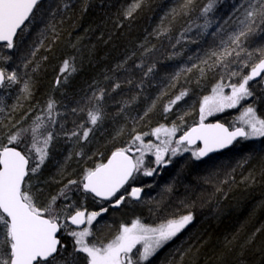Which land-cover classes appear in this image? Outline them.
<instances>
[{
	"label": "trees",
	"instance_id": "16d2710c",
	"mask_svg": "<svg viewBox=\"0 0 264 264\" xmlns=\"http://www.w3.org/2000/svg\"><path fill=\"white\" fill-rule=\"evenodd\" d=\"M48 1L52 0H46L37 7L35 18L26 26L35 24L32 25L31 37L23 31L18 35L14 49L9 51L0 47L15 54L14 58L19 59L20 65L28 64L27 73L33 83L32 101L28 107L30 115L27 122L16 131L30 128L37 116L45 118L48 128L50 122H47L46 108L49 100L55 102L54 119L60 114L64 116L67 109L79 111L81 124L92 128L87 142L96 130L95 148L101 156L90 166V169H95L111 153L128 148L130 144L133 146L128 154L138 156L140 153L136 149L139 146L133 142L135 135L151 132L161 124L170 125L172 112L183 106L200 88V85L193 84L191 87L194 91L187 87L166 89L167 84L163 80L171 77L172 66L181 61L189 63L190 67L208 60L209 49L200 41L196 42L195 37L204 40L207 38L204 36H210L231 17L245 13L254 0H216L207 16L202 15V9L208 0H194L190 9L181 8L183 0H144L128 20L125 19V12L131 7L129 0H55L54 8L34 22ZM248 37L249 41H243L245 53L229 59L225 64L237 68L241 79L260 59L256 50L264 49V25H260ZM44 39L46 41L40 51L37 48ZM249 52L253 53L250 60ZM30 53H35L33 60L28 59ZM152 58L155 59L151 61ZM245 58L248 59L245 63L248 66L239 69ZM64 61L69 62L70 68L62 73ZM212 63L207 62L196 69H204L203 73L194 71L197 76L204 77V82L213 77V73L208 70L214 71L209 67ZM150 68L152 70L149 72ZM195 74L190 76V81ZM56 79H59L58 83ZM233 83L238 82L233 79L222 82L225 91L231 93V88L227 86ZM116 84L120 87L116 88ZM98 85H104L103 99L90 104V92ZM248 87L252 95L236 108L251 106L257 115L264 118V90L261 84L251 85L249 82ZM182 91L187 95L171 105V111L165 113V106ZM256 97L260 100L254 103ZM112 98L120 100L122 106H112ZM94 104L102 108L101 121L109 119V123L105 121V137L100 135L97 125L93 127L87 123V111ZM84 105L86 108L81 111ZM134 108L137 109L134 117L124 121L123 116L130 114ZM143 110L149 111V115L138 120ZM215 119L223 123L229 120L226 114H220L206 118L204 123ZM195 121V125L199 123L198 117ZM134 127L135 131L129 134L128 131L131 132ZM114 131L116 135L125 134L126 141L114 144L115 141L111 140ZM82 132L80 128L77 133L82 136ZM112 141L114 145H108L112 146L108 148L106 143ZM150 156L146 154L145 158ZM51 159L46 162L49 163ZM48 163L45 165L52 168V164ZM162 173L159 178L166 179L162 185L164 192L158 190L159 194L152 200L158 206L153 209L171 218L191 212L194 219L147 264H161L160 259L166 253L165 262L172 260L170 250L173 247L175 257L169 264H264V138L242 141L231 150L204 161L176 157ZM83 176L80 173L75 180L82 181ZM52 179L42 176L37 187L39 192L33 193L36 201L44 200L46 205L63 189L64 195L57 200L59 209L66 204L64 200L68 197L86 195L81 183L56 185ZM62 235L63 231L60 237L62 246L55 264H71L67 257L69 244ZM185 236H188V240L180 246Z\"/></svg>",
	"mask_w": 264,
	"mask_h": 264
},
{
	"label": "snow or ice",
	"instance_id": "6c2138e0",
	"mask_svg": "<svg viewBox=\"0 0 264 264\" xmlns=\"http://www.w3.org/2000/svg\"><path fill=\"white\" fill-rule=\"evenodd\" d=\"M140 2L141 0H137L125 12L126 18L133 15L140 7ZM39 3L40 0H0V47H5L9 51L14 49L17 36L25 31L27 23L35 18ZM193 3L194 0H183L181 8L190 9ZM215 3L216 0H208L202 9V15L207 16L213 10ZM258 3L259 7L250 5L245 11L244 19L240 22L242 27L229 36L230 44L222 51L211 53V56L215 57L216 64L224 63L233 53L236 57H240L241 52L245 51L243 41L260 25H264V0H258ZM207 26L206 22L205 27ZM256 52L260 59L251 67L249 74L244 75L238 83L227 86L231 88L230 94L224 92L225 86L217 84L212 89L213 95L203 97L199 109L200 119L196 126L184 131L177 139H173L180 130L176 124L171 128L161 124L153 128L150 133L137 134L133 137V142H140L136 149L140 153L138 156L127 154L132 144L128 148L117 149L112 153L107 164H98L95 169H87L82 181L71 180L69 184L81 183L85 192H90L102 200H110L142 168L144 176H152L157 170L143 167L146 154H152L155 157V164L159 167L166 166L170 163L171 157L184 152L191 151L195 160H201L209 153L228 148L237 138L244 140L264 138V119L257 116L251 106L243 109L239 117L240 125L233 129L220 123H204L207 116L227 108H236L241 101L252 95L248 87L249 82L264 73V49H257ZM248 56L251 59L253 53L249 52ZM0 59L7 63L11 57L3 56ZM209 67L211 68L212 65ZM69 68V62L64 61L61 72H67ZM151 70L150 68L149 72ZM200 70L203 73L204 69ZM231 75L238 76L239 73L232 72ZM18 82L14 69L0 67V87H11ZM115 87L119 88L120 85L116 84ZM21 92L26 96L31 95L27 82L24 83ZM103 95L104 90L101 89L99 95L94 93L90 99L100 101ZM185 95L187 93L182 91L176 96L169 105L165 106V113L170 112L171 105L176 104ZM46 112L47 122L55 123L54 101L49 100ZM101 119L102 108L94 104L92 109L87 111V123L95 127ZM79 127L83 129L82 138L86 140L92 128H87L83 124ZM71 135L76 136L78 133L73 131ZM148 135L155 137L157 142L145 143L144 136ZM52 139L53 134L47 130L45 118L37 116L30 128L9 132L7 143L0 142V249H2L0 264H55L60 250L58 246H62L57 233L65 228L67 223L79 229L70 231L69 234L74 237V252L83 253L87 264H147L167 242L192 223L194 217L191 212L178 218L168 219L156 226L135 219L130 225L122 224L119 232L106 244L97 245L89 241L88 238L93 234L91 226L101 212H86L78 208L69 215L66 208L58 209L57 200L64 195L63 189L41 207L26 180L30 173H37L44 164ZM197 141H201L203 147L192 150L189 146ZM21 145L24 147L21 148ZM166 156L169 159H165ZM141 191L139 187H132L129 195L139 200ZM123 200L124 196L121 195L113 206H118ZM82 225L84 227H81ZM71 264H77V260L74 258Z\"/></svg>",
	"mask_w": 264,
	"mask_h": 264
},
{
	"label": "rangeland",
	"instance_id": "374dc122",
	"mask_svg": "<svg viewBox=\"0 0 264 264\" xmlns=\"http://www.w3.org/2000/svg\"><path fill=\"white\" fill-rule=\"evenodd\" d=\"M136 2L137 0H135V3ZM54 3H55V0L48 1L46 3L47 6L40 9L38 18L34 22H38L46 11L52 10L54 8ZM129 18L130 17H127V18L125 17L126 20H128ZM238 19L239 17L232 19L229 24H226L225 26L218 28L217 31H214L211 34L212 45L211 47H207L209 49L210 54H209L208 60H206L207 62H211V63L213 62L211 65L214 71L211 69H208L213 73V77H211L210 80H206L204 82L203 80L204 77L202 75L197 76L195 74V73H198V74L201 73L200 69L199 70H196V69L199 66L201 67L205 64L203 63V61L198 62L196 64L194 63L190 67H189V63L187 64V63L182 62V65H180L179 67V73H182L183 76H186L187 79L189 80L186 82V84L185 82H183V80L182 82H180V84H178V81L175 79L172 83H168L169 87H171V84H174L172 87H178V88L187 87L192 91H194V89L193 87H191V85L193 84L200 85V88L196 89L194 93V99H192L193 97L189 98L186 104H184L183 106L177 108L174 112H172L171 117H170L171 120H169V124L171 126L165 125L168 128H171L173 124H176L177 126H179L180 130L177 131L176 133V136L178 135L177 138L183 135L184 131L189 129L190 126L196 122L195 120L197 119V117L198 119H200L199 109H200V104L203 100V97L213 95L212 89L217 84H221L224 86L222 82L230 81V79H233V81L235 82H239L241 80L240 74L238 76L231 75L232 72H238L237 68H233L231 64H227L228 66L227 65L225 66L226 62L229 59H232V58L235 59L236 57L235 53H233L232 56L228 57L227 60L224 61V63L222 64H216L215 57L211 56L212 52L222 51L226 45L230 44L229 36L237 32L242 27L240 23L241 21H238ZM32 25H35V24L34 23L29 24V26L25 30V35H28L29 37L33 35ZM45 41H46L45 39L42 40V42L40 43L41 45L37 48L38 50L42 51L41 47L45 43ZM14 52L17 53V50H15ZM3 56H10L11 59L7 63H5L2 59H0V67L8 68L10 70L14 69L17 73L18 80H19L17 84L12 85L11 87H7V88L2 87L0 90V109H3V111H0V142L3 143L4 141V143H7V134L9 132L16 131L17 128H19L21 125L27 122V117L30 115L28 107L30 106V103L32 100H30L31 95L26 96L25 93L21 92V88L24 86V83L27 82L29 85L30 93H33V90L31 89V87L33 86V83L27 73L28 64L25 63L23 66L20 65L18 63L19 59L14 58L15 54H13L12 52H8L3 49H0V57H3ZM179 58L181 59V57ZM25 59L26 58H23L22 60H25ZM28 59L33 60L32 53H30V55L28 56ZM154 59L155 58H152L151 61H153ZM240 60L242 61L243 59H240ZM247 61L248 59L245 58V60L242 62L239 69H243ZM238 73H240V71ZM192 74H195V77L193 75V79L190 81V78H191L190 76H192ZM223 75H225V78L223 77ZM56 80H55L56 83H58V79ZM102 87H104V85H98L96 88H94L90 92V97L88 98V102L90 104L95 103V100L90 99V98L93 97L94 93L96 95H99L100 90L103 89ZM224 92L226 94L229 93L228 91H225V87H224ZM259 100H260L259 97H256V100L254 99V103L255 102L257 103ZM250 105H253V104H250ZM101 106H102V103H101ZM85 108L86 106L84 105L82 109L84 110ZM244 108L246 107L241 106L239 107V109L227 108L222 112H216L212 115L207 116L206 118L217 116L220 114H226L229 120L225 124L228 127L233 129L235 127L233 125H240L239 117ZM136 110H137L136 108L132 109L130 114L123 116V120L129 121V119L133 118L136 113ZM146 112L148 116L149 111L143 110L138 120H141L142 118H144L146 116L145 115ZM181 117H183L182 120H181ZM138 120L137 122H140ZM55 121H56L55 123H49L48 128H47L48 131L54 133L56 136V137H53L48 147V149L50 150L48 152L47 158L44 164L40 167L39 171L35 174L30 173L26 179L29 182L31 191L33 193L39 192L37 190L38 189L37 187L40 186L42 176L43 177L50 176L51 178H53L52 182L56 185L69 182L71 180H75L76 177L80 175V173L85 174V171L87 169H90L92 165L95 163L96 159L101 156V154H97V151H96L97 147L94 142L95 135H96L95 129L91 135V139L88 142L85 139H83L82 136L80 135H76V136L71 135L73 131L78 132V130L80 129L79 125H81V119L79 117V111L71 112L69 109H67L64 112V116L61 114L59 116H56ZM105 121L109 123V119L107 118L106 120L104 119V122L101 121L99 124H97V130L101 131L106 128ZM120 122L121 121H119V123ZM137 122H135L133 126H135ZM15 123L16 125L12 126V124H15ZM119 128L121 129V127ZM135 129L136 128L134 127V129H132L131 132L128 131V133L129 134L133 133ZM114 133L115 135L111 137V140L115 141L114 144H122L123 142L126 141L127 138L125 134L119 133L120 135L119 134L116 135L115 131ZM146 133H150V131ZM173 139H175V137ZM250 140L258 141L259 139H250ZM150 141L154 143L157 142L155 140V137L151 135L144 136L145 143L150 142ZM112 143L113 141L106 143L107 147L111 148L112 146H108V145H114ZM139 143L140 142H134V144L137 146H139ZM191 149L197 150V148H191ZM49 154H50V158L52 159L48 163L46 161L50 159ZM150 155L151 156L149 158H145L144 156L143 167L144 168H156L157 170L153 173L152 176H144L143 168H142L141 171L137 172L135 178L133 179V182L131 183L133 187L140 184L139 188L143 190V195L139 202H136L135 200L129 197L131 188L124 190L121 194H119L116 198H114L112 201L108 203L98 202L88 195H84V196L78 195L76 197H68L67 199L64 200V203L66 204L62 208H66V211L69 215L73 214L74 211L78 208L81 210L85 209L88 212H92V211L101 212V215L97 217V219L93 222V225L91 226L93 234L88 238L89 241L96 243L97 245L106 244L115 237V235L119 232L120 226L122 224L130 225L131 222L135 219H139L142 223L150 225V226H156L160 223L167 221L168 219H172L168 215H165L163 213H157L158 209L156 211V209H153V208L158 205L156 203H153L152 200H154L156 196L159 194L158 190L163 191L162 185L165 183L166 179L159 178V177L163 174L162 172L164 168L167 167V165H170V163L173 162V159L176 157H182V158H186V159L193 161L194 158L192 157V152L188 151L182 154H178L174 157H171L170 163H168L166 166H159V167L155 164V157L152 154ZM165 159H169V157L166 156ZM45 163L52 164V168H48L45 165ZM250 178H253V177L250 176ZM121 195L124 196L123 202L120 203L118 206H113L116 199H118ZM44 202H45L44 200L37 201V203L41 207L45 206ZM66 206H70V207H66ZM105 208L107 209V211H102V209H105ZM187 209L190 210V208H187ZM61 222L63 223L64 221L62 220ZM73 230L74 229H72L68 224H66L65 228H62V231H63L62 236L67 240L69 244V247L67 250V254H68L67 257L70 259L71 262L75 258L77 260V264H87L86 257L84 256L83 253L74 252V237H72L69 234V232ZM184 238L185 240L180 243V246H182L184 243L187 242L188 236H185ZM173 239L170 241H173ZM170 251H172L171 253V255L173 256L172 260L170 259V261L167 260L165 262V257L167 255L166 253L165 255L162 256L163 258L160 259L161 262L159 261L161 264H169V262L171 263V261H174L175 248L173 247L172 250ZM153 257H151L150 260Z\"/></svg>",
	"mask_w": 264,
	"mask_h": 264
},
{
	"label": "bare ground",
	"instance_id": "6f19581e",
	"mask_svg": "<svg viewBox=\"0 0 264 264\" xmlns=\"http://www.w3.org/2000/svg\"><path fill=\"white\" fill-rule=\"evenodd\" d=\"M143 1L144 0H141V2H140V7H141V5H142V3H143ZM131 6L135 3V0H129V2H128ZM258 0H254L253 2H252V4L251 5H255L256 7H258ZM139 7V8H140ZM137 10V9H136ZM135 10V11H136ZM135 13V12H134ZM133 13V14H134ZM244 15H245V13H240V14H237V15H235L233 18L231 17L230 19H228L226 22H224L222 25H221V27H223V26H225L226 24H229L230 23V21L232 20V19H234V18H236V17H239V19H238V21H242L243 19H244ZM132 17V16H131ZM130 17V18H131ZM237 20V19H236ZM205 28H207V27H205ZM197 35H201V36H203V34L202 33H198ZM204 37H207V38H205L204 40L202 39V38H197V37H195V41L196 42H199V43H202V44H204L206 47H211V45H212V37H211V33H210V36H204ZM249 37L246 39L247 41H249ZM245 53V51H243V52H241V55L242 54H244ZM240 55V56H241ZM182 63H181V61H178V62H176L175 64H174V66L170 69L171 71H170V75H171V77L169 78V79H164L163 81H164V84H167V86H166V89H171V88H174V87H172L174 84H171V87H169L168 86V83H172L173 81H174V79L175 80H177L178 81V84H180V82H182V80H183V82H185V84H186V82L189 80V79H187V77L186 76H183V74L182 73H179V67H180V65H181ZM251 71V70H250ZM249 71V72H250ZM249 72H248V74H249ZM207 80H210V79H207ZM251 83V85H254V84H261V86H262V82L260 81V82H257V83H252V82H250ZM105 85V88H107V89H109L108 88V85L107 84H104ZM262 88H263V86H262ZM263 90H264V88H263ZM165 92V91H164ZM195 95H197V94H195ZM199 95H200V93H199ZM163 97V96H162ZM193 98L192 99H194V95L192 96ZM202 97V96H201ZM200 97V98H201ZM160 99V98H159ZM197 99V98H196ZM198 101H199V99H198ZM198 101H197V103H198ZM110 104L112 105V106H114V107H118V108H120L121 106H122V103L120 102V100H118V99H116V98H112V100L110 101ZM184 104H186V103H184ZM183 104V105H184ZM213 122L215 121V122H220V123H222V124H224V125H226L225 123H223V122H221V121H218V120H212ZM195 124V123H194ZM194 124H192L190 127H193V126H195ZM227 126V125H226ZM233 126H236V125H233ZM228 127V126H227ZM229 129H232V128H230V127H228ZM106 129V128H105ZM101 130V133H100V135L101 136H103V137H105L106 136V134H105V131L106 130ZM242 141H245V140H241V141H239L238 143H240V142H242ZM237 143V144H238ZM237 144H235V145H237ZM234 145V146H235ZM233 146V147H234ZM232 147V148H233ZM231 148V149H232ZM231 149H229V150H231ZM229 150H227V151H229ZM227 151H224V152H227ZM223 153V152H222ZM220 154V153H219ZM140 185V184H139ZM194 240V239H193Z\"/></svg>",
	"mask_w": 264,
	"mask_h": 264
},
{
	"label": "water",
	"instance_id": "95a60500",
	"mask_svg": "<svg viewBox=\"0 0 264 264\" xmlns=\"http://www.w3.org/2000/svg\"><path fill=\"white\" fill-rule=\"evenodd\" d=\"M44 1H46V0H40V3H39V5L41 4V3H43ZM38 5V6H39ZM37 6V7H38ZM28 24V23H27ZM18 37V36H17ZM17 39V38H16ZM251 72V71H250ZM249 72V73H250ZM262 82V86H263V88H264V73H262L261 74V76H258V77H255L252 81H250V82H252V83H257V82ZM2 87H0V89H1ZM215 123H220V122H213V121H211V122H206L205 124H215ZM220 124H222V123H220ZM224 125V124H223ZM196 126V125H195ZM225 127H227L226 125H224ZM194 127V126H193ZM241 140H244L243 138H237V140L236 141H234L233 142V144L231 145V146H229L228 148H225V149H222V150H220V151H217V152H212V153H209V155L208 156H206V157H204V158H202L201 159V161H204V160H207V159H209L210 157H212V156H214V155H216V154H219V153H222V152H224V151H227V150H229V149H231L235 144H237L239 141H241ZM190 148H195V147H197V149L198 148H200V147H203V144H202V142L201 141H197L194 145H191V146H189ZM128 154V153H127ZM111 155H112V153L107 157V159L105 160V162L104 163H102V164H107V162H108V159L111 157ZM129 156H132V155H130V154H128ZM135 175V174H134ZM26 179H27V177H26ZM133 180V178L132 179H130L125 185H124V187L123 188H121L116 194H115V196H113L110 200H102L100 197H95L92 193H90V192H85L84 190H83V187H82V191L85 193V194H87L88 196H90L91 198H93V199H95L96 201H99V202H103V203H108V202H110V201H112L114 198H116L120 193H121V191L126 187V186H128V184L131 182ZM142 194H143V191H141V194H140V199L139 200H136V199H133L131 196V198L133 199V200H135L136 202H139L140 200H141V198H142ZM85 210V209H84ZM86 212H88L87 210H85ZM72 229H74V230H79L78 228H77V226H75V225H72V224H70V223H67ZM81 227H84L83 225L81 226ZM62 230V229H61ZM61 230L57 233V236H58V239L61 241V239H60V237H61ZM59 247V249H60V246H58Z\"/></svg>",
	"mask_w": 264,
	"mask_h": 264
},
{
	"label": "flooded vegetation",
	"instance_id": "af4514ba",
	"mask_svg": "<svg viewBox=\"0 0 264 264\" xmlns=\"http://www.w3.org/2000/svg\"><path fill=\"white\" fill-rule=\"evenodd\" d=\"M196 148H197V147H196ZM132 182H133V181H132ZM139 186H140V185L138 184V185H136L135 187H139ZM132 187H133V186L131 185V183L128 184V186H126V187L121 191V193H122L124 190H126V189H130V188L132 189ZM142 191H143V190H142ZM130 192H131V190H130ZM121 193H120V194H121ZM142 195H143V194H142ZM129 197H130V195H129Z\"/></svg>",
	"mask_w": 264,
	"mask_h": 264
}]
</instances>
